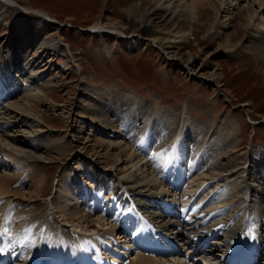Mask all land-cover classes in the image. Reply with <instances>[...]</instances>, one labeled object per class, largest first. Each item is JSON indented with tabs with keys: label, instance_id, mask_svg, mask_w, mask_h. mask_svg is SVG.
Masks as SVG:
<instances>
[{
	"label": "rangeland",
	"instance_id": "374dc122",
	"mask_svg": "<svg viewBox=\"0 0 264 264\" xmlns=\"http://www.w3.org/2000/svg\"><path fill=\"white\" fill-rule=\"evenodd\" d=\"M179 1L186 5L188 0ZM213 1L217 9L209 7L206 26L202 23L191 26L185 18L187 15H181L179 8L172 9L160 0H14L9 5L5 21L0 24V97L4 91H9L1 97L2 101L16 95L9 101L22 97L23 102L36 103L38 110H44L50 118L51 126H44L37 118L25 115L27 124L36 126L39 132L35 134L39 135L35 143L40 142L41 131L44 140L59 135L66 141L67 153L62 161L43 160L37 165L24 152L0 140V174L12 176V188L24 192L22 196L0 200L1 259L7 255L11 257L10 264H17L22 258L19 264H29L24 258L33 256V251L19 252L18 246L21 248L24 244L22 248L28 249L25 242L31 237L33 245L40 244L38 249L41 250L42 245L51 243L52 237L56 241L58 236L62 237L59 246L63 242H78L84 247L94 244L92 248L89 246L94 252L88 250L86 253L87 256L93 254L94 258L91 254L90 257L95 259L94 263L99 260L95 264H137L136 257L140 254L148 259L137 246L141 243L138 227L141 216L134 211L140 210L123 204L121 188L117 193L114 191L121 182L128 178L133 180L131 172L109 170L112 176L108 178L113 184L109 180L106 183L109 182L112 191L104 186L106 183L101 178H106L103 166L92 162L77 163L81 147L94 143L97 138L117 144L116 147L127 146L134 154L124 157V163L131 166L140 160L138 169L134 168L137 178H146L145 181L151 178L159 194H174L171 199L183 202L188 199L185 196L198 191L195 196L206 202L202 209H212L228 222L226 224L238 225L244 239L264 240V204L260 195L252 192L248 185L257 182L252 177L248 179V175L240 186L235 178L225 181L218 180V176L212 178L201 170L199 152L195 151L193 158L186 160L178 148L179 141L183 142L186 136L184 142L192 143L197 150L230 147L226 150L239 157V167L261 163L249 156L254 146L264 150V0ZM34 10L48 13L59 21L50 36H61L62 45L71 48L70 53L43 48L31 54V58L38 60L37 71H46L43 74L47 80H52L49 93L59 97L58 102L44 96L34 72L22 76L10 63L15 51L22 52L16 40L17 33L23 21L37 16ZM161 15H165V20L159 18ZM225 18H228L226 23ZM147 26L151 27V32L143 34ZM87 28L117 29L127 37L125 40L106 32L92 33ZM179 28L182 31L178 34ZM189 30L194 34L183 38L181 35ZM235 32L242 36V41L236 49L227 50L225 39H232ZM169 40L180 45L175 49L178 54L173 57L167 52L171 50L161 48L168 45ZM68 64L75 71L67 70ZM86 93L102 99L114 110L121 108L124 100L129 104L135 103L134 98L143 101L149 105L146 123L140 120L136 127L119 131L105 122L85 118L75 112L71 103L87 97ZM168 113L179 125L175 133L162 147H148L152 133L164 135L170 131L164 125L168 122ZM184 115L186 124L181 123ZM129 122L131 120L126 125ZM190 123L199 124V128L189 127ZM138 127L141 128L139 132L135 129ZM16 128L23 133L21 125ZM195 130H199L198 135ZM154 154L153 158L158 157L156 160L152 158ZM175 154L181 156L183 183L173 191L169 184H164L161 174L165 169L170 173L177 170ZM39 172L47 173L50 182L39 197L30 196L29 191L36 188L42 177ZM179 181L181 183L176 177L175 182ZM80 213L87 216L79 220ZM66 215L69 219L73 217V222H68ZM99 217L102 224L96 221ZM86 218L94 219L87 227L82 222ZM145 221L149 227L150 222ZM46 225L49 226L46 228ZM32 227H37V231ZM223 241L227 240L223 238ZM259 245L264 246V242ZM8 246L10 250L4 249ZM159 261L182 264L175 258ZM258 264H264V260Z\"/></svg>",
	"mask_w": 264,
	"mask_h": 264
},
{
	"label": "bare ground",
	"instance_id": "6f19581e",
	"mask_svg": "<svg viewBox=\"0 0 264 264\" xmlns=\"http://www.w3.org/2000/svg\"><path fill=\"white\" fill-rule=\"evenodd\" d=\"M160 1L161 2L163 1V3H166V5L171 6L172 9L179 8L181 11V15H187L185 18L188 19V22L191 24V26L193 23H202L204 26H206L207 21L210 18L209 7L213 9H217V4L213 3L214 2L213 0H188L186 5L181 3L182 1H179V0H160ZM13 2L14 0H0V24L5 21L4 14L6 13L9 5L12 4ZM34 13L37 14V16L33 17V19L30 18V20L23 21V23L21 24L22 27H20L21 30H18L19 33H17L16 40L22 52L21 54H19V52L15 51L14 55L12 56L10 60V63L12 64L13 67L17 69V71L20 72V75L22 76H28L32 72H34V78H36L39 81V87L44 93V96L47 97L48 99H52L55 102H58L57 99L59 97H56L55 95L49 93V90L51 89L50 87H51L52 80L51 79L47 80L46 75L43 74V73H46V71H42V72L37 71V68L39 67L38 60L34 59V57L31 58V54L33 52L34 53L38 52L43 48H46L49 51L50 50H55V51L62 50L67 53H70L71 48L70 46H67L68 44L66 45L67 47H64V45H62L63 39L61 38V36L60 37L54 36V35L50 36V32L52 31V28L55 27V25L59 24L58 20L54 19L48 13H45V12L34 10ZM159 18L161 20H165V15H161L159 16ZM231 18H232V21L235 20L233 16H231ZM227 20L228 18H225L223 20L224 23L228 22ZM245 25L246 24H244V26ZM93 28H89V29H93ZM93 30H95L93 31L95 33L97 32L105 33L106 32L110 35L120 36L124 38L125 40L127 37V35L124 32L120 33L117 29H111L108 31H104V30L96 31V29H93ZM181 31L182 30L179 28L178 31L176 32L179 34L181 33ZM150 32H151V27L147 26L146 28L143 29L142 33L147 34ZM193 34H194V31L189 30V31H186L184 36L183 35L181 36L185 38L186 36L188 35L192 36ZM231 37L232 39L230 37L225 39L226 40L225 47L227 50L236 49V46H238L240 42L242 41V36L240 37L238 32L233 33ZM168 42H169L168 45L166 44H165L166 46L162 45L161 48L165 51L171 50L167 52L172 53V57H173L178 54V52H176L175 49L179 48L180 45L176 43L174 44V41L172 42L171 40H169ZM262 44L264 45V38L262 39ZM40 55L41 56L43 55V51H41ZM188 62L189 63L191 62V58L189 59ZM67 66H68L67 70L72 69V72L75 71V68L71 64H68ZM88 94L86 93V95ZM88 96L79 99L75 103L74 102L71 103V107L74 106L75 112L77 114L85 116V118L90 117L92 120H96L99 123L105 122L107 126L112 127V128L116 127V129L119 131L123 129H128V128L130 129V128L136 127L135 125L138 124V121L140 120H142V123L144 124L146 123L147 115L145 113H147L146 111L149 109L148 108L149 105H147L143 101H140L138 99L136 100L134 98L135 103L131 102L132 104H129L127 100H124V103L122 102V107L119 108L118 110H114L112 109L110 104H104V101L102 99H98L97 97H95V95L93 96V94H89ZM5 98H7V96ZM10 98L4 99L2 102H0V112H2L3 109L5 108L2 115L0 114V132L3 133V134L0 133V140L8 143L9 146L11 145L12 148H15L19 151L24 152L26 154L25 156L31 159L32 161H34V163H36L37 165H40L41 161L43 160L48 161L50 163H54L57 160L62 161L64 155L67 153L66 141H64V139H61L62 137H60L59 135L58 137H54L51 139L46 138L47 140H44V137L42 135L43 133L41 131L40 132L41 133L40 142L35 143V139H37V137L39 136L35 134L39 132L36 126L34 127L32 125L27 124L26 119H25V115L29 117H35L44 126H51L50 118L48 117L46 112L42 109H41L42 111H39L36 103H33V102L29 103L26 100L25 102H23L22 97L18 99H14V100L11 99L9 101ZM243 105L246 106L247 104L244 103ZM8 108L11 109V111ZM123 108H128L129 110L125 111L123 110ZM21 114H23L22 117L20 116ZM169 114L171 113H168V116H167L168 122H165L164 125L168 129H170V131L164 135H160L157 132L156 134L152 133L151 136L153 140H152V143L150 144L151 146L155 145V147H159L161 145H164V143H166V139H169V137H171L175 133L177 126H179L176 124L175 120H173L174 122L172 121V117H170L171 115ZM183 117L184 118L182 119L181 123L186 124L187 122L186 115H184ZM129 120H131V122H129L128 124L130 125L131 123V126L126 125L127 121ZM119 121H121V123L118 125L117 123ZM19 125L23 127V129L21 130L23 131L22 134L21 132L16 130L17 129L16 127ZM198 125L199 124H196V123H190L189 127L199 128ZM158 126H159V129H162L161 124H159ZM39 127L43 128L41 126ZM138 128H135L137 132H139L141 129V128L139 129ZM200 130L201 132H203L204 128ZM195 133L196 135H198L199 130H195ZM188 137L189 135H187V138ZM185 139H186V136L183 137V142H181V140L179 141L178 143L179 148H182L185 151H187L188 156L191 153L192 155H194L195 151L197 153L199 152L201 156L202 169L206 172L205 174H207L208 176L212 178L213 177L216 178L218 176L217 179L220 181L229 180L230 178L238 179L237 180L238 186L241 185V183L244 181V178H246L247 175H248V179H250L249 177H252L251 179L253 181H256L257 183H254V184L249 183L248 185L251 188L252 192L258 193L260 195V200L262 204H264V157H263L264 150L262 151L258 147L254 146V148L252 149V154L249 156V158L254 159V161H260L261 162L260 164L251 165L250 163L249 166L239 167L240 165L239 157L235 153H230L229 150H226V147L229 149L230 147L225 146L221 148V147L214 146V147H211L210 149H204V150L198 149L197 150L196 147L192 143L184 142ZM34 145H36L37 148L33 147ZM87 145H84L81 147V150L79 152L80 161L78 160L77 163L85 164L86 162H89V163L92 162L94 164L96 163V164L103 166L101 168L105 171V175H106L105 179L102 176L104 184L106 183L107 180H109L110 182L112 180L108 178L112 176L109 170L113 169L114 171L121 172V173H124V172L127 173L128 171H130L131 172L130 174L133 175V178H132L133 180L128 178V180H126L124 184L127 186L129 192L132 193L133 198L138 199L136 201L138 202L139 208L141 209L144 204L148 203L154 206L155 209L153 210H156V211H153L151 209L145 208V211H143L145 213L144 217H147L148 220L153 225L157 224V226H160L161 229H164L166 230V232H169L172 235V237H174V239H176L180 243V246L185 251H187L188 254H190L192 251L193 253H195L201 250V247L198 250H196L195 247L201 244L203 247V245L210 242L211 243L210 247L215 248V249H214V252L208 253V257L211 259L210 261L211 263H217L220 261L219 260L220 258L226 257L231 253L233 244H235V241H237V239H240L241 248L246 247V251H248L249 256L251 258H253L255 255H261V254L264 257V246L259 245L260 243H263V241L262 242L253 241L248 238L246 241V239L241 237L242 228H238L237 227L238 225L236 224H232V226L226 224L228 222L225 223V221L222 220L223 218L220 217L218 212L217 214L219 216L216 215V212H212L211 210L207 211L205 209H202V207L199 205L200 204L199 202L195 203L194 205H189L188 203L189 198L186 196H185V199L186 198L188 199L184 202L185 205H180V207L183 208V212H184L183 214L179 213L180 209L177 208L176 206H172V207L168 206L164 202V200H167L169 202V199L168 198L165 199L166 195L163 196V194L161 195V193L159 194L157 192L158 187H156L155 185H152L154 182L152 183V181H150L151 178H148V181L144 180L146 178H144L143 180H139V178H137V174L134 172L135 171L134 168H137V166L140 164L138 163L140 162V160L131 166H129L128 163H124V159H125L124 157L134 154L132 151H130V149L127 146L119 145L118 147H116L117 144H114V143L108 144V142L102 141L101 139H98V138L95 140L94 143L92 144L90 143L88 146ZM88 147H90V150ZM153 156H155V154L152 155V158ZM154 159L155 158H153V160ZM170 159L171 158H169V160ZM168 170L165 169L162 174L169 178L170 172ZM258 170H260V172H258ZM46 174L47 173L39 172V176L41 175L42 177H40L39 179L40 182L37 183V186L35 189H33L32 191L28 190L30 196H33V194H35L36 197H39L41 195V192H43V190L47 188L46 184L50 181H49L48 175ZM251 174L253 176H251ZM175 177L180 178L179 175ZM95 181H97V179ZM12 183H13L12 176L6 173L0 174V200L7 199L10 196L24 195V192L17 190V189H13L11 186ZM111 184H113V182H111ZM108 188H109V185H108ZM156 196L161 197V199L155 198ZM165 207H168V209L164 211V215H161V211ZM208 208L211 209V206ZM75 211H77V209ZM85 216L81 214L77 218L80 220V219H83ZM69 217L70 216L66 215V219L68 220V222H73V217H71L70 219ZM92 220L90 221L86 218L82 222H84V224H86V227H87L89 224L92 223ZM96 221H98L99 224H102L101 218ZM227 236L228 238L225 239L227 241H223V238ZM30 238L31 237H29L27 243L25 242V246L28 247V250H31V249L34 250L33 241L31 242ZM60 238L62 239L61 236L56 237V239L59 242H60ZM147 243H150V241H148ZM89 244L90 243H88V245ZM82 245H79L78 242L77 244L75 243L69 244V243L63 242L62 245H60V248L58 251L59 258H56V259L54 258L53 264H73L72 259H71L72 256H76L80 258L82 260L81 262L82 264H84L87 261H88L87 264H91L92 261L88 258L90 257L91 253L87 257L85 255V250L86 248L87 249L92 248L91 246L92 245L94 246V244H92L91 246L89 245L90 248L89 246H86V245H85L86 248H84ZM151 246L152 247L157 246L158 248L162 247L161 243H157L156 241H154L153 243L151 242ZM24 248L27 250L26 247ZM215 251L219 252L220 254L213 255ZM106 252H103V253H106ZM108 253L109 252H107V255ZM91 255H92V258H94L93 254ZM140 255L136 257L137 264H167L166 261L163 262V261L155 260V258H150V257H148V259H145ZM239 255L240 254L238 253V256ZM202 257L208 259L206 254H204ZM97 259H98V256H97ZM184 259H186V257H184ZM184 259L183 261L185 264L186 261ZM259 260L254 259L253 264H258ZM96 261L95 263L99 262V260L98 262ZM191 263L193 264L194 262L192 261ZM260 263H263V262H260ZM0 264H10V263L7 262V258H3L0 260Z\"/></svg>",
	"mask_w": 264,
	"mask_h": 264
}]
</instances>
